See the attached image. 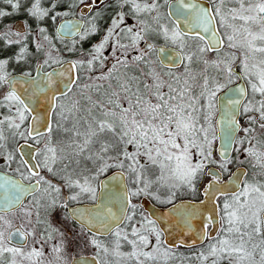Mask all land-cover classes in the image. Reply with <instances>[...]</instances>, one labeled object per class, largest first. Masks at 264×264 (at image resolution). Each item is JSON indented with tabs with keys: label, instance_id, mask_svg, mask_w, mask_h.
<instances>
[{
	"label": "snow or ice",
	"instance_id": "obj_1",
	"mask_svg": "<svg viewBox=\"0 0 264 264\" xmlns=\"http://www.w3.org/2000/svg\"><path fill=\"white\" fill-rule=\"evenodd\" d=\"M4 3L13 11L21 7L20 0ZM101 5L113 6L107 0H74L81 19L92 17L91 27L65 24L58 34L70 31L81 40L95 34ZM114 7L86 58L62 62L49 54L44 63L60 64L61 70L40 80L25 73L27 95L17 92L5 71L8 61L0 60V87L9 85L0 101L9 112L0 117V157L14 174L0 168V264H110L109 256L169 264L178 255L174 249L185 242L169 246L157 221L133 199L172 203L182 190L196 192L205 177L203 196L213 207L199 213L202 223L193 245L207 244L185 259L264 264V0H115ZM28 11L36 19L49 15L41 0H33ZM10 14L0 9V18ZM13 35L19 33L9 30L0 38L12 43ZM160 37L162 45L152 43ZM54 131L60 134L55 140ZM10 137L18 145L11 150ZM236 162L247 168L231 172ZM114 168L120 171L107 182L99 179ZM62 187L70 193L63 201ZM98 188L106 189L103 195ZM84 198L95 207L66 211L64 218L80 224L85 246L96 252L69 262L65 233L48 217ZM183 207L179 215L190 230L198 210ZM17 214L20 226L8 218ZM93 229L115 236L111 250ZM53 234L60 240L46 253ZM122 242L130 246L128 253L120 251Z\"/></svg>",
	"mask_w": 264,
	"mask_h": 264
},
{
	"label": "flooded vegetation",
	"instance_id": "obj_2",
	"mask_svg": "<svg viewBox=\"0 0 264 264\" xmlns=\"http://www.w3.org/2000/svg\"><path fill=\"white\" fill-rule=\"evenodd\" d=\"M53 2L55 4L57 2V0H54ZM107 2H108L109 5H113V6L112 7H108V8H104L103 5L100 6L99 10H102V15L96 21H94V23L96 24V27H97V32L95 34H93V35H89L84 40H81L79 36H76V37H74L72 39H64V38L59 37L57 32H56V26H57L58 22L61 21L62 19H68V18H74V19L79 20L82 24L85 25L86 28L87 27H91V24H89L88 21L91 20L92 17L91 16H85L84 19H81L80 7H77V9H76V11L74 13L69 14L67 17L61 18L55 24V27H54L55 30L54 31H55L56 36L60 40H63V41H65L67 43L65 49L66 48L68 49V50H66L65 54L63 56H61L58 53L57 49L56 50L53 49L52 40L47 39L52 51H54L57 54L56 59H59L62 62L73 61V59H70V58H67V57L69 55L70 49L73 48L74 45L75 46L85 47V48L88 47V48H90L92 50V48L100 41V39H101V37L103 35V30L108 27V25L110 23V19L113 16L114 12L116 11V9L114 7L115 0H107ZM98 3H99V1H98ZM125 11H127V9H125ZM167 12H168V9L166 7H162L161 8V15L162 16H166ZM16 21H21L23 23L22 19H15L12 22V24H11L12 25L11 29L13 31H15L16 33L24 34L27 31V28H26L27 26H25L24 23H23L24 31L20 33V32H18V31L13 29V24ZM129 22L130 23H134L133 20H130ZM163 22L168 23V21L166 19ZM79 40H81V41L78 42ZM153 41H152V43H154V44L157 43L158 46L161 45V44H159V42H161V38H159V40L153 39ZM38 42H40V40H38ZM38 44H40V43H38ZM40 45H41V49L35 53L36 56H34V58H32V60L29 62L30 64L28 66H26L23 71H21V72H11V73L12 74H23V75H25V73L33 74L34 71L36 70V67L38 65H40L41 70L43 72H45V71H47V70H49V69H51L53 67L59 66L60 64H51V66H49V65H46L44 63L45 59H47L48 57L46 56L45 52L43 51V43L40 44ZM210 54H214V53H210ZM43 57H45V58H43ZM12 64L15 65L14 62ZM14 65H11V66L7 65L6 68L12 69V67ZM12 74H9V75H12ZM5 85H6V88H5L4 94L7 93L6 92L7 84H5ZM1 112H5V109L4 108H0V113ZM27 123H28V121H26L25 126H27ZM241 123L242 124L245 123V119L243 117H241ZM5 135H9L7 130L5 131ZM19 143L23 144L25 142L21 140V141H19ZM29 143H30V141H29ZM15 146H18L16 140H14V139H12L10 137L8 139V141H7L8 149L11 150ZM17 157H18V154H17ZM15 166H16V164L13 163V168H15ZM238 166H242V167H246L247 168V166H245V165H238ZM238 166L235 165V164L233 165V167L230 166V171L232 172V170H234ZM58 167L59 166H57V168ZM210 167H214V165H211ZM0 168H2L3 172L8 174L10 177H14V174H13L12 170H10L6 166H4L2 157H0ZM114 171H120V170L119 169H111L105 175H102L99 179L102 180L104 177H106L107 175L111 174ZM248 171H249V168H248ZM43 174L48 176V178L51 179L54 184L62 185V181H60L58 177H53V176H51V175H49L47 173H43ZM249 175L251 176L252 174H250V172H249ZM227 178H228V176L226 175L225 176V180H227ZM207 182H208L207 177L203 178L201 180L200 184H198L196 192H192L191 195H188V194L179 195L178 197L175 198V200L172 203L162 204L161 202H158V201H155V200H151V199H145L144 197L134 198L133 199V203L143 205V211L146 214L149 215L148 210H147L146 205H145L146 201L149 204H151V205H153V206H155L157 208H167V207L171 206L172 204H175L176 202L184 201V200L185 201H192V202H199V201H201L203 199L202 190L205 187V185L207 184ZM129 186L131 187V185H129ZM99 190H100V188H98V192H99ZM69 194H70L69 190L67 188L62 187L61 194H60V199L62 201L65 200L66 197ZM162 194L163 193H162V190H161L160 195H162ZM221 200H223V197H221ZM90 204H94V203L91 200H88L87 198H84V199L80 200L79 202L71 201V202L68 203V209L67 210L57 208L48 217V219L51 221V224L53 226H55L56 228H59L62 232L65 233V246H66V253H67V258H68L69 262L72 260L73 257L92 256L96 252L95 248H93V247L92 248H87L85 246L84 239L80 235V231H81L80 224H78L74 220H66L64 218L65 217V212L69 211L70 208L77 207V206H82V205H90ZM137 211L139 213L140 209H138ZM43 215H44V213H43V210H42V216ZM8 218L13 220L14 226H20L21 225V221L18 218V214L16 216H10ZM135 219H139V215H137V217ZM121 227H124V225H121ZM157 227H159L161 229V227L159 226L158 223H157ZM200 227H201V224L198 225L197 223L196 224H191L190 230H186L185 226L183 228H179L178 226H176V230L172 232L173 235H175L176 238L171 243H168V242L165 241V233L161 229L163 231L162 239L169 246L175 245L179 241H184L185 242V246H180V247L174 249L178 253V255H177V257H175L172 260H170L169 264H193V263H195L194 260L189 261V260H187L185 258L186 257H194L195 252L198 251L200 248H203L207 244V241H205L204 245H200L198 242H197L196 245H193V240L196 238V234L198 233ZM212 234L214 235V231H212ZM53 235H54V239L51 240L49 242V244L45 245V252L46 253H48L50 251V248H51L52 244L58 243L59 240H60V237L58 235H55V234H53ZM87 235L90 236L91 233H88ZM96 238H97V240L99 242H101L103 245L107 246L110 250L113 248V242L115 240V236L114 235L97 233ZM15 239H18V238H14V242H15ZM122 243H124L126 245L125 251H126V253H128L131 250L130 246L126 242H122ZM31 246H32V241L29 240L28 247L30 248ZM27 250L28 249H25V251H27ZM5 259L9 260L10 257L6 256ZM48 259L52 260V257H48ZM107 259L110 261V264H115V260H117L116 258H114L112 256H109ZM23 264H28V262L24 261ZM53 264H56V262L53 261ZM120 264H134V262H130V261L126 260L125 263L123 261H120ZM225 264H226V262H225Z\"/></svg>",
	"mask_w": 264,
	"mask_h": 264
},
{
	"label": "trees",
	"instance_id": "obj_3",
	"mask_svg": "<svg viewBox=\"0 0 264 264\" xmlns=\"http://www.w3.org/2000/svg\"><path fill=\"white\" fill-rule=\"evenodd\" d=\"M55 5H56L55 9H52L49 4L42 5L44 6L43 8L49 11V15L46 17H43L42 19L35 18V22L33 23L29 19H26L27 14L25 13L23 5H21L19 10L13 11L9 5L4 3V0H0V9L11 13L10 15L4 18H0V36H3V34L1 33L3 32L6 33L9 30H11L14 33V31L10 28L9 25L15 19L25 20V23L28 26L26 27L27 31H29L28 38L26 36V40H24L23 42H19V43L13 42V43L7 44L5 42L6 39L0 38V60H7L8 61L7 65L9 66L13 65L12 63L14 62V59L17 57H21V53L23 52L22 57L19 59L20 62L15 63V65L12 67L13 72H21L24 70L26 66L30 64L29 62L32 60V58H34V56H36L35 53L41 49V47L39 49L37 48V44L44 43L46 41L44 39L45 36H47L48 39L52 40L53 49L55 50L57 49L58 53L61 56H63L66 50H68L67 48L65 49L67 43L63 40H60L56 36L54 27H55L57 19L67 17L69 14L74 13L77 7L74 6V0H57ZM53 16H55V19H52ZM35 27H40L41 29H44V31L43 32L39 31L37 32V34H35L34 33ZM38 39H40V42H38ZM5 43H6V46L8 45L7 47L9 48L4 49ZM90 50L91 49L88 47L85 48V47L74 45V47L70 49V52L67 58L73 59V61L75 62L77 60L86 58ZM193 67L198 68L199 65L194 63ZM55 120H56V117H53L54 127H55ZM59 135H60L59 133L54 131L53 133L54 140L58 139ZM233 165L234 163L230 166L233 167Z\"/></svg>",
	"mask_w": 264,
	"mask_h": 264
},
{
	"label": "water",
	"instance_id": "obj_4",
	"mask_svg": "<svg viewBox=\"0 0 264 264\" xmlns=\"http://www.w3.org/2000/svg\"><path fill=\"white\" fill-rule=\"evenodd\" d=\"M77 22L82 24L79 20L74 19V18L62 19L61 21L58 22V24L56 26L57 34L60 33L62 25H65V24L71 25V24L77 23ZM13 29L21 33L24 31V25L21 21H16L13 24ZM58 36L61 38H64V39H72V38L76 37L77 35H73L70 31H65L62 34H58ZM170 47L171 46H169V50H170ZM66 66H67V64H65V67ZM38 68H39V74L37 72ZM53 69L61 70V65L53 67V68H51L45 72H43L41 70L40 65H38L36 67V70L32 74V76L36 77L37 80H40L41 77H44V75L46 73L52 72ZM10 77L14 78V80L16 81L17 92L22 94V95H27V93H25V89L28 88L29 91L31 90L30 86L25 83V80L27 79V77L23 74H12V75H10ZM238 83H243V81H240ZM8 88H9V85L7 84L6 92L8 91ZM41 101H43V97H41ZM45 107H46V105H43V104L40 107L39 111L41 114L44 113ZM217 144H218V142H217ZM27 150L28 149H26V151ZM239 167H242V166L236 167L234 170H232V172H235L237 170V168H239ZM116 172H118V171L112 172L111 174L104 177L102 180L107 182L108 178L115 175ZM115 184H116V182L113 181V182H111L109 187H112ZM104 191H106V189H100L98 192V195H103ZM202 195H203V190H202ZM202 201H203V203H202ZM97 202H99V201H97ZM145 205H146V208L148 210L149 215L157 221V223L159 224L161 229L164 231L165 241L168 243L173 242L176 238L175 235H173V233H172L173 231L176 230V226H178L179 228H183L185 226L184 218L181 215H179V213L185 211V209L183 207L184 205H188L190 208L194 207L195 209L198 210V214L195 217L191 218V220H190V224H196L197 223L198 225H200L202 223V217L199 213L202 212V213L207 214L208 212L211 211V209L213 207L212 203L207 202L204 196H203V199L199 202H192V201H185L184 200V201L176 202L175 204H172L171 206H169L167 208H157V207L149 204L147 201L145 202ZM94 207H95V204L82 205V206L72 207L69 209V211L73 210V209L78 210V211H83L85 209H92ZM93 231L100 233L97 229H93ZM80 257H91V256H79L76 258H80Z\"/></svg>",
	"mask_w": 264,
	"mask_h": 264
},
{
	"label": "rangeland",
	"instance_id": "obj_5",
	"mask_svg": "<svg viewBox=\"0 0 264 264\" xmlns=\"http://www.w3.org/2000/svg\"><path fill=\"white\" fill-rule=\"evenodd\" d=\"M54 0H41V6L42 5H46V4H49V5H51V4H53L54 2H53ZM33 2V0H20V3H21V5H23L24 6V10H25V13L27 14L26 15V19H29L31 22H35V18L33 17V16H31L30 14H29V11H28V9H29V7H30V5H31V3ZM42 7H44V6H42ZM60 20V18L59 19H57V21H56V23L58 22ZM22 21H23V23H24V25L25 26H27L26 25V23H25V20H23L22 19ZM12 24V23H11ZM9 25L10 26V28H11V26L12 25ZM28 27V26H27ZM40 27H35V29H34V33L35 34H37V32H39L40 31ZM29 31H26L24 34H19L18 36H16V35H13V36H11V40L13 41V42H15V43H17L16 41H19V42H23L24 40H26V36H27V38H28V33ZM5 32H3V33H1V34H4ZM14 33H16L15 31H14ZM161 38V42H159V44H163L164 43V41H163V38L162 37H160ZM38 40H40V39H38ZM81 40H79L78 42H80ZM153 41V40H152ZM5 42L8 44V42H7V39L5 40ZM12 42V43H13ZM18 42V43H19ZM43 42H44V40H43ZM154 42V41H153ZM6 43L4 44V49H6V48H9V47H7L6 46ZM155 44H157V43H155ZM141 46H143V42L141 43ZM43 51L45 52V54H46V56L48 57L49 56V54H51V56L53 57V59H56V56H57V54L54 52V51H52V49H51V47H50V45H49V42H48V40H46L44 43H43ZM208 56H210V57H212V58H214L215 57V55H213V54H207ZM43 58H45V57H43ZM13 62V61H12ZM18 62H20V60L19 59H17V58H15L14 59V63H18ZM14 65V64H13ZM35 65V64H34ZM5 71L8 73V74H12L11 72H13V70L12 69H10V68H6L5 69ZM237 71H239V69L237 68ZM5 88H6V85H3V87H0V101H3V97H4V92H5ZM6 103V102H5ZM5 109V112H1L0 113V117H2V116H6V115H9V112H8V109L5 107L4 108ZM13 114H14V110H13ZM25 124H26V122H25ZM235 165H241V164H239V162H236V163H234ZM89 167H91V164L89 163V165H88ZM211 166V165H210ZM246 166V165H245ZM115 169V168H114ZM249 172H250V174H252V170L249 168ZM162 195H161V200H166L167 199V195H166V192H165V190H163L162 189ZM185 194H188V195H191L192 194V192L191 191H188L187 189H185V190H182V191H180V192H178V194H177V196L176 197H178L179 195H185ZM175 200V199H174ZM162 204H167V203H162ZM87 248H92L91 246H86ZM125 248H126V245L124 244V243H121V248H120V251L122 252V253H126V251H125ZM116 259H120V258H116ZM120 261H123L124 263H125V261H126V259H120ZM193 264H195V263H193Z\"/></svg>",
	"mask_w": 264,
	"mask_h": 264
}]
</instances>
